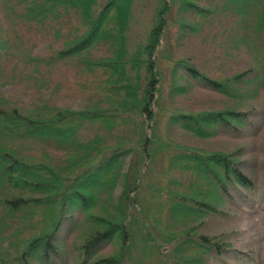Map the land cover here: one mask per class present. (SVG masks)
Listing matches in <instances>:
<instances>
[{"label":"trees","instance_id":"obj_1","mask_svg":"<svg viewBox=\"0 0 264 264\" xmlns=\"http://www.w3.org/2000/svg\"><path fill=\"white\" fill-rule=\"evenodd\" d=\"M13 1L18 15L27 16L23 19L29 24L60 26L63 20L75 17L79 22L71 25L72 31L62 47L47 54L23 48L16 59L2 58L0 73L3 68L11 70L9 66L21 59L13 73L28 71L31 76L46 77L75 61L88 73L100 69L104 77L99 82L100 100L81 108L53 103L27 108L0 99V264H125L134 235L151 238V231L147 230L151 228L149 215L136 207L143 205L138 197L141 190L149 188L153 192L160 186L149 185L146 176L151 168L148 165L162 152L156 150L155 143L156 106L165 77L161 60L174 61L173 77L184 79L183 83L174 84V93L187 90L184 85L188 82H197L204 88L231 94L247 77L263 78L264 54L261 52L259 58L260 68L251 65L219 80L204 72L191 55L181 54L179 45L178 49L173 45L168 49V16H175L177 38L184 42L187 35L194 36L191 21L197 15H206L207 8L202 5L205 0H159L146 39L133 49L128 31L136 0H104L102 6L99 0ZM207 1L210 4L215 0ZM219 3L223 4L219 9L222 13L249 19V40L253 35L256 45L260 40L258 47L263 49L264 0H218ZM225 19L231 20L228 15ZM226 21L223 18L225 26ZM27 22L23 21V26H28ZM51 30L60 32L59 28ZM6 44L9 41L0 19V52ZM105 45V54H94L93 50ZM251 114L233 108L199 112L177 109L169 115V121L193 138L219 132L244 136L254 129V120L258 121ZM90 124L103 126L105 136L96 133L85 145L81 129ZM128 128L133 137L137 135L135 144L126 136H114L123 133L131 138L125 133ZM20 142H32L43 149L49 145L73 150V154L60 164L49 156L41 159L27 154ZM174 147L178 153L167 157L168 167L180 172L185 183L171 185L165 199L167 214L177 220L189 215L200 222L189 225L187 232L185 224L177 226L176 230L184 233L186 245L176 243V261L167 259L165 263L263 264L264 256L249 244L235 243L236 236L230 232H208L205 224L210 218L233 217L226 204L237 206L242 214L249 209L264 213V181L256 182L238 150L211 151L190 143ZM130 153L135 165L126 169L124 160ZM142 167H146L145 171H141ZM166 188L168 191L169 186ZM132 208L139 212H132ZM83 213L91 225L80 241L79 256L68 263L59 247V236L64 230L74 233ZM110 242H119V250L96 257Z\"/></svg>","mask_w":264,"mask_h":264},{"label":"rangeland","instance_id":"obj_2","mask_svg":"<svg viewBox=\"0 0 264 264\" xmlns=\"http://www.w3.org/2000/svg\"><path fill=\"white\" fill-rule=\"evenodd\" d=\"M99 1L100 6H102L104 0ZM217 1L210 2V4L207 0L202 2L204 8H207L206 15H197L191 21L195 33L191 34L194 36L187 35L184 42H180L177 38L179 31L175 26L177 23L175 16L169 15L166 35L168 49L172 45L175 46L174 48L179 45L178 48L181 54L191 55L192 59L204 72L219 80L228 76L232 77L251 65L260 68L259 58L261 52L264 54V48L259 49L261 47L260 40L258 47L253 40V35V39L249 40L252 31L249 19L245 20L240 16L232 18L228 13H222L219 9L222 8L223 4H217ZM158 4L159 0L135 1L128 31L130 48L133 49L140 41L146 39ZM13 6V0H0V19L6 29V36L9 41L10 59H16V54L23 48L30 49L33 53L47 54L51 49L52 52L56 48L62 47L63 41L72 31L71 25L79 22L78 18L75 17L63 20L60 26L46 25L43 27L39 24H29L23 19L27 16H19ZM227 15L230 16L231 20L226 21L225 16ZM223 18L226 21V26L223 23ZM23 21L29 25L23 26ZM53 23L55 24V20ZM52 27L59 28L60 32L55 33L51 30ZM99 47L93 50L94 54H105L108 46ZM164 59L161 60V70L165 77L159 87L160 95L156 106L157 142H155L157 145L156 150L162 152L154 163L148 165L151 168L148 169L146 176L149 185L160 183V186H156L153 192L149 188L141 190L138 197L142 199L144 206L142 205V208L140 205L136 207L144 209V212L149 215V227L151 228L147 230L151 231V238H147L140 233L134 235L131 241V253L125 264H166L165 260L167 259L175 262L176 243L182 247L186 245V243H183L184 233L176 230L177 226L185 224V231L187 232L189 225L192 227L194 226L192 224L200 222V219L192 218L189 215H187V218L177 220V218L175 219L167 214L165 199L168 197L167 193L170 191L171 185L185 183L180 172L168 167L167 157L173 153L175 155L178 153L174 147L175 144L190 143L193 146L211 151L231 152L238 150L241 152V155L238 156L241 159L246 158V169L250 174H253L251 175L254 176L256 182L264 181V76L261 80L258 74L259 80L253 76L247 77L244 83L237 86V90L231 94L204 88L203 85L197 82L192 84L188 82L184 85L187 90L183 92L179 90L174 93L172 91L174 84H181L184 79H180L179 75L176 78L173 77L174 61L166 62ZM20 60L17 59L15 64L9 66L11 70L3 68L2 73H0V99L5 102H17L27 108H34L35 104L49 105L50 103L81 108L95 104L101 98L102 91L99 82L104 76L100 69L88 73L85 68L82 70V67H77L74 61L61 67L62 70L60 71H51L52 75L49 74L46 77H44V74L31 76L28 71L25 74L18 71L13 73L14 70L12 69L17 64H21L19 63ZM262 62L264 63L263 59ZM225 108L251 111L253 114L251 115L258 120H254L255 123L252 126L254 129H250V132L247 131L245 134L248 135L244 136L218 131L219 133L209 137L193 138L188 135L185 129H181L178 125H173L169 121V115L177 109L199 112ZM254 114H258L259 117H255ZM96 133H102L105 136L103 126L90 124L88 128L81 129L85 145L90 143V139ZM125 133H128L131 138L123 133V135L114 136L123 138L126 136L130 140L129 142L135 144L137 135L133 137L134 133L130 128ZM20 144H22L23 150L27 151V154L41 159L49 156L60 164H65L64 161L70 158V154H73V150H61L49 145H45L43 149L42 146L32 142H27L25 145L20 142ZM130 155L131 153L124 160L126 169L131 168L133 164L135 165V161L132 160ZM145 169L146 167H142L141 171H145ZM166 186H169L168 191ZM118 190L119 187L116 191ZM225 207H228L233 217L228 219L210 218L205 224L206 230L211 233L230 232V234L236 236L235 243L245 246L249 244L256 253L264 256V213L249 209L242 214L236 208L237 206L233 204H226ZM137 210L135 208L131 209L132 212L136 213ZM88 219H86L84 213L81 214L79 218L80 226L76 231L67 233L64 230L59 236L61 238L59 247L68 263H71L72 257L76 259L79 256L80 241L84 236L86 227L91 225ZM120 246L119 242H110L98 251L96 257L116 253Z\"/></svg>","mask_w":264,"mask_h":264}]
</instances>
